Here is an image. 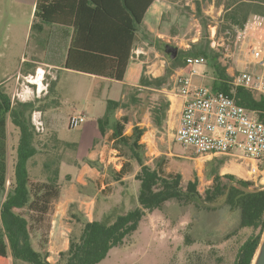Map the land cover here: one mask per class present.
Listing matches in <instances>:
<instances>
[{
	"label": "rangeland",
	"instance_id": "1",
	"mask_svg": "<svg viewBox=\"0 0 264 264\" xmlns=\"http://www.w3.org/2000/svg\"><path fill=\"white\" fill-rule=\"evenodd\" d=\"M33 1L0 0V82L21 70L11 82L14 100L43 106V111H35L32 115L33 125L40 135V147L45 152L35 158L36 163L31 168L33 176L41 177L48 158L60 157L63 161L59 180L62 196L55 201L47 223L39 227L34 235L36 246L47 245L51 252L48 261L57 264L60 254L68 249L71 236H80L87 220L114 223L118 215L136 209L139 206L140 183L133 174L116 181L115 173L127 160L120 157L109 143L99 139L93 145H86L93 136L99 137L97 116L104 115L107 100L116 97L108 92L101 80H93L86 74L68 69L46 71L45 67H41L45 68V74H42L39 89L44 91L38 94V86L33 87L35 82L30 77L29 80L23 77L25 67H22L21 61L32 54L33 41L38 33L31 27L27 35ZM198 2L203 3L202 17L197 15ZM173 4L170 16L165 17L163 23L166 44L177 47L178 54L201 45L210 46L214 52L221 54L219 61L224 67H233L234 59L226 53L227 46L232 47L233 42L228 43V31L221 24L224 8L217 7L216 0H173ZM158 49L162 59L168 61L167 68L172 71L168 82L170 88L177 71L186 66H175L169 61L165 47L160 45ZM37 70L31 73L35 79ZM203 70H207L208 74L204 84L212 87L215 77L210 63L202 66ZM237 72L234 69L228 74L232 78ZM50 85L54 92L48 94ZM162 93L167 97L166 92ZM140 98L142 107L119 111L117 116L120 118L128 114L131 117L132 123L127 126L129 135L133 124L142 121L140 126L146 129L142 143L147 145V157L151 164L158 158L167 160V172L181 174L184 187L189 182H195L202 196L214 184L210 175L215 169H219L221 176L230 174L253 182L251 190L264 188V180L263 184L252 181L240 160L222 155L197 159L194 149L184 147L176 140V131L167 127L162 131H152V126L148 125L153 124L148 108L158 98L148 93H142ZM144 107L147 110L141 114L140 109ZM79 114L87 115L86 122L79 128L70 129V118ZM8 132V176L11 180L20 142V131L11 120ZM47 151L49 154H46ZM88 160L98 166H89ZM138 170L139 167L134 165V173ZM41 179L44 180L45 176ZM219 205L211 210L190 204L172 209L168 206L164 212L154 211L123 245L113 248L99 264H233L241 243L253 231L242 230L232 234L239 224L240 213Z\"/></svg>",
	"mask_w": 264,
	"mask_h": 264
},
{
	"label": "trees",
	"instance_id": "2",
	"mask_svg": "<svg viewBox=\"0 0 264 264\" xmlns=\"http://www.w3.org/2000/svg\"><path fill=\"white\" fill-rule=\"evenodd\" d=\"M154 1L38 0L32 30H38L39 22L72 28L71 46L64 67L82 74L123 81L133 54L137 28L142 25L146 11ZM216 5L224 8L221 24L228 31V43L234 42L237 32L244 30L252 18H264V0H216ZM197 15L203 16V3H197ZM220 56L210 46L201 45L180 52L176 59L169 58V61L177 67H184L187 59H205L215 77L211 88L230 94L237 104L255 111L264 123V95L244 87H233L228 67L219 61ZM23 67L24 75L36 71V67L27 64ZM171 75L172 71L167 68L162 77L143 76L141 88H135L125 100H107L106 112L97 120L99 132L103 138L110 134L112 149L127 160L115 173L116 181L133 174L140 183L139 206L118 215L114 223L87 220L80 236H71L69 248L60 254L57 264H99L113 248L123 245L154 211L164 212L168 206L172 209L190 204L208 210L221 204V208L238 211L240 221L232 234L242 230H252L253 234L241 243L233 264H252L264 233V188L249 191L254 187L253 182L230 174L221 176L219 169H215L210 175L214 184L202 196L195 182L184 187L181 174L167 172V160L158 158L153 164L149 162L147 145L142 143L146 133V129L140 126L142 121L133 124L129 135L127 126L132 123L131 117L128 114L117 116L119 111L142 107V93L152 94L158 99L150 104L148 111L153 124L162 131L170 101L161 90L168 87ZM13 79L0 82V264H51L48 261L51 256L49 248L44 244L37 247L34 235L47 223L55 201L61 197L59 180L63 161L60 157L48 158L40 175L45 179L33 176L32 165L43 151L32 115L35 111H43V106L15 101L11 89ZM49 88L48 94L54 92L52 85ZM144 110L147 109H140L141 114ZM9 120L20 131L11 180L8 176ZM88 164L93 168L98 166L91 160ZM134 165L139 167L135 173ZM45 241L48 243V239Z\"/></svg>",
	"mask_w": 264,
	"mask_h": 264
},
{
	"label": "built area",
	"instance_id": "3",
	"mask_svg": "<svg viewBox=\"0 0 264 264\" xmlns=\"http://www.w3.org/2000/svg\"><path fill=\"white\" fill-rule=\"evenodd\" d=\"M228 45V44H227ZM245 53L259 71H238L232 77L235 88L244 87L264 95V18L248 23L244 30L238 31L232 47L227 54ZM203 58L187 59L183 73L174 78L171 97L183 99V111L176 140L184 147L194 149L197 159L210 156H230L240 160L247 175L255 183L263 180L264 164V123L255 111L239 104L230 94L214 91L204 83H197L200 76L198 67L206 64ZM36 72V78L40 75ZM45 74V73H43ZM33 80L34 76H28ZM30 82V81H29ZM44 88L46 85L42 82ZM36 92L41 94L43 90ZM87 115H74L69 120V128L76 129L84 124ZM38 124V120L35 119ZM212 158V157H211ZM210 160V159H208Z\"/></svg>",
	"mask_w": 264,
	"mask_h": 264
},
{
	"label": "crops",
	"instance_id": "4",
	"mask_svg": "<svg viewBox=\"0 0 264 264\" xmlns=\"http://www.w3.org/2000/svg\"><path fill=\"white\" fill-rule=\"evenodd\" d=\"M37 1L38 0H34L31 3L32 13L29 20L27 35L29 33V29H31V27L33 26V24L31 23L32 19L34 23ZM173 5V0H155L147 9L142 25L137 28L133 54L123 81H117L109 78L91 76L86 74L93 80H101L104 87H107L108 92H112L116 95L115 99L113 100H125L131 93V91H133L135 88H141L140 83L143 76L149 78H159L165 75L168 61L166 59H162L160 50L158 48L160 47V45L164 47H166L165 45H167L163 39V36H165L166 34L163 31V23L165 17L170 16L171 11L173 10ZM257 18L258 17L252 18L249 23ZM37 31L38 33L33 41L32 54L22 59V67L27 64L32 68L36 67V70L41 69L44 71L45 68L46 71L47 69L50 71H54L57 69L65 70L66 68L64 66L71 46L73 29L63 25H49L39 22ZM228 56H231L234 59V66L227 69L228 73H231L234 69L238 71L250 72H256L260 70L259 67L250 62L249 56L245 53H239L236 51L235 54H228ZM204 65L198 67L200 76L195 79L197 83H204L205 78L208 77L207 70L202 71V66ZM41 67L45 68L42 69ZM183 70V68H180L177 71L176 75L182 74ZM20 71L21 70H19L15 74H12L11 76H8L6 79L1 80V82H7L11 80L12 78H14V76L19 74ZM31 75L32 74L29 73L23 77ZM174 78L175 77H173V80ZM171 86L172 87L170 88H163L161 92L169 93L173 88V85ZM183 102L184 101L181 97H171L168 118L164 128L167 127L169 130H174L177 132L182 116ZM102 116H97V120ZM148 125L152 126V131H160L154 124L149 123ZM109 136L110 134L103 138L101 137V134L99 132V137L93 136L88 140L86 145H93V143L97 142L99 139H102L110 144ZM262 167L264 180V164L262 165ZM263 180L261 184H263ZM50 232L49 237L51 235Z\"/></svg>",
	"mask_w": 264,
	"mask_h": 264
},
{
	"label": "water",
	"instance_id": "5",
	"mask_svg": "<svg viewBox=\"0 0 264 264\" xmlns=\"http://www.w3.org/2000/svg\"><path fill=\"white\" fill-rule=\"evenodd\" d=\"M165 52L167 55L170 56L172 60H174L178 56L179 49L171 45H166ZM248 190L254 191V190H251L250 188ZM252 264H264V233H263L260 245L257 249V252L255 254Z\"/></svg>",
	"mask_w": 264,
	"mask_h": 264
},
{
	"label": "bare ground",
	"instance_id": "6",
	"mask_svg": "<svg viewBox=\"0 0 264 264\" xmlns=\"http://www.w3.org/2000/svg\"><path fill=\"white\" fill-rule=\"evenodd\" d=\"M43 73H44V71L43 70H40V75L36 79L34 78V80H31V81H33V83L35 82V83L41 84L42 74Z\"/></svg>",
	"mask_w": 264,
	"mask_h": 264
}]
</instances>
